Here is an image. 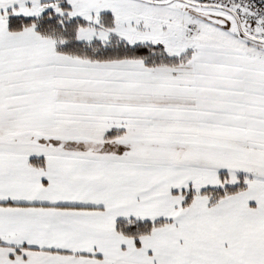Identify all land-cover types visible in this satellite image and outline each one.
I'll use <instances>...</instances> for the list:
<instances>
[{"label": "snow or ice", "instance_id": "1", "mask_svg": "<svg viewBox=\"0 0 264 264\" xmlns=\"http://www.w3.org/2000/svg\"><path fill=\"white\" fill-rule=\"evenodd\" d=\"M0 264H264V0H0Z\"/></svg>", "mask_w": 264, "mask_h": 264}]
</instances>
